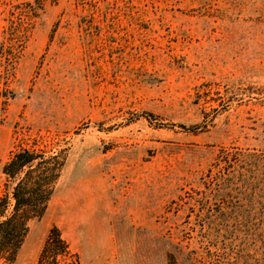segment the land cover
<instances>
[{
    "label": "rangeland",
    "instance_id": "374dc122",
    "mask_svg": "<svg viewBox=\"0 0 264 264\" xmlns=\"http://www.w3.org/2000/svg\"><path fill=\"white\" fill-rule=\"evenodd\" d=\"M63 163L11 264H264V0H0L2 166Z\"/></svg>",
    "mask_w": 264,
    "mask_h": 264
},
{
    "label": "trees",
    "instance_id": "16d2710c",
    "mask_svg": "<svg viewBox=\"0 0 264 264\" xmlns=\"http://www.w3.org/2000/svg\"><path fill=\"white\" fill-rule=\"evenodd\" d=\"M41 152L21 149L2 166L9 180L0 196V264H11L28 231V223L40 217L53 193L63 163L50 161ZM69 247L53 227L44 242L38 264H61Z\"/></svg>",
    "mask_w": 264,
    "mask_h": 264
}]
</instances>
